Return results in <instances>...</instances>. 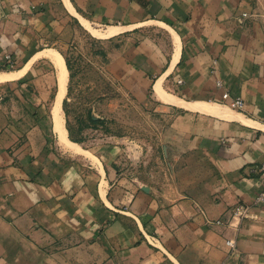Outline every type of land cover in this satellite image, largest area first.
I'll return each mask as SVG.
<instances>
[{
	"label": "crops",
	"instance_id": "crops-1",
	"mask_svg": "<svg viewBox=\"0 0 264 264\" xmlns=\"http://www.w3.org/2000/svg\"><path fill=\"white\" fill-rule=\"evenodd\" d=\"M84 19L116 28L113 76L170 116L173 184L123 187L106 161L60 140L48 52ZM19 71L0 79V264H264V0H0V72ZM216 78L244 110L222 102ZM238 204L246 217H232Z\"/></svg>",
	"mask_w": 264,
	"mask_h": 264
},
{
	"label": "rangeland",
	"instance_id": "rangeland-1",
	"mask_svg": "<svg viewBox=\"0 0 264 264\" xmlns=\"http://www.w3.org/2000/svg\"><path fill=\"white\" fill-rule=\"evenodd\" d=\"M120 39L78 27L70 41L57 45L69 69L63 100L66 125L73 137L70 131L69 136L106 161L121 186L163 188L175 182L176 151L166 133L171 119L160 110V101L150 95L141 98L144 94L133 92L113 76L110 63ZM57 72L58 68V79ZM109 145L117 146L113 163L106 159ZM88 154L92 161L82 158L84 162L100 163Z\"/></svg>",
	"mask_w": 264,
	"mask_h": 264
},
{
	"label": "bare ground",
	"instance_id": "bare-ground-1",
	"mask_svg": "<svg viewBox=\"0 0 264 264\" xmlns=\"http://www.w3.org/2000/svg\"><path fill=\"white\" fill-rule=\"evenodd\" d=\"M85 25L88 27L89 30L93 31L95 34L99 35V36H105L108 37L110 35H113L115 32H117L116 28L113 27H109L106 30H101L98 27L95 28L90 21L84 19L83 20ZM180 47V46H179ZM48 54L50 56H52V58L54 59L56 66L58 68V81H59V91H58V95L57 98L54 102V106H53V116H54V121H55V125L57 128V131H59V135H60V140L62 142H64V144L67 145V147H71L74 148L73 150H81V146L77 141L72 140L69 137V131H68V127L66 126L65 123V115H64V108H63V100L67 94V90H68V82H69V69L67 67L65 58L63 56L62 53H60L57 50H50L48 52ZM23 71V70H22ZM21 71V72H22ZM19 72H0V79H8L11 77H14L16 75H18ZM157 88L159 89V91H163L162 87L160 85V83L157 84ZM169 99H172L176 102H179L181 104H185L187 106H190L192 108H198V109H202V110H207V111H218L219 109H221V104L219 103H212V102H206V101H198V102H186L176 96L173 95H169L168 97ZM227 106H225L226 108ZM224 108V107H223ZM222 108V109H223ZM224 108V109H225ZM231 114H233L232 112H230ZM239 115V114H238ZM241 116V115H240ZM252 122V121H250ZM254 123V122H253Z\"/></svg>",
	"mask_w": 264,
	"mask_h": 264
},
{
	"label": "built area",
	"instance_id": "built-area-1",
	"mask_svg": "<svg viewBox=\"0 0 264 264\" xmlns=\"http://www.w3.org/2000/svg\"><path fill=\"white\" fill-rule=\"evenodd\" d=\"M8 57L10 58L11 55H8ZM218 64V59L215 58L213 61V66L211 68V72L212 73H216L217 71V65ZM180 82H182V80H180ZM216 85L222 89V102L228 104L230 107L234 108V109H239V110H244L245 106H246V100L242 95H236L233 94L232 90L228 87L225 86V83L222 79L220 78H216ZM259 174H260V179L262 180V187L256 197V201L258 203H262L264 202V149L262 152V157H261V161H260V165H259ZM248 206L242 205V204H238L233 208V216L232 217H236V216H240V217H246L247 213H248ZM207 221L208 222H216L218 224H230L229 221L227 220H223V219H217L215 221L209 219L207 217ZM226 241L228 243V245H230L232 250H235L238 246V242H237V238L236 237H227Z\"/></svg>",
	"mask_w": 264,
	"mask_h": 264
},
{
	"label": "trees",
	"instance_id": "trees-1",
	"mask_svg": "<svg viewBox=\"0 0 264 264\" xmlns=\"http://www.w3.org/2000/svg\"><path fill=\"white\" fill-rule=\"evenodd\" d=\"M69 129V131H70V135L73 137V135H72V131L70 130V128H68Z\"/></svg>",
	"mask_w": 264,
	"mask_h": 264
}]
</instances>
